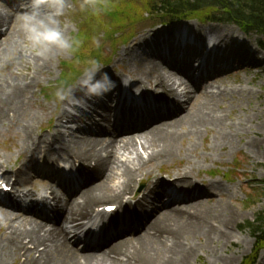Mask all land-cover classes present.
Here are the masks:
<instances>
[{"label":"bare ground","instance_id":"obj_1","mask_svg":"<svg viewBox=\"0 0 264 264\" xmlns=\"http://www.w3.org/2000/svg\"><path fill=\"white\" fill-rule=\"evenodd\" d=\"M21 2L26 3V0ZM7 9L9 1L2 0L0 28L7 26L2 37L5 38L4 46L0 48V62L3 66L9 64L11 56L14 58L20 52L19 38H22L23 43L26 42L18 20L20 12L13 10L14 13H11ZM18 10L23 9L18 7ZM188 26L192 35L200 41L214 33L212 35H216L215 42L218 43L216 48L226 51L223 55L215 56L213 66L221 62L228 63L229 56L234 54L235 59L237 53L234 52L243 49L250 57L252 73L264 65V61L258 59L257 52L253 51L250 55L249 48L241 44L234 45L237 38L229 30L207 27L209 33H204L196 24ZM174 34L170 29H158L154 34L140 32L139 37L120 52L119 61L127 66L132 65L130 71L122 73L130 74L138 83L137 92L144 103L140 108L134 105L137 103H131L127 112L119 94L122 90V77L103 69L115 87L102 101L92 98L83 101V106L74 111L64 107L61 109L51 137L43 138V151L52 163L63 160L60 159L63 155L67 156L66 160L72 167L78 163L79 178L66 181L60 179L57 183H49L39 194L29 191L24 195L26 198H34L41 197L43 193L48 194L56 203V208L48 211L54 217L51 222L34 214L29 216L26 213L22 216L17 213L21 207L16 199L21 198L23 192L18 188L20 179H12V193L2 196L8 199V204L2 205L7 208L0 206V233L3 231L0 238V264H14V261L22 257H25L23 264H194L201 256L207 257V261L201 264H236L242 250L252 244L250 236L243 237L238 232V222L246 216L233 204V189L217 180L198 181L192 176V164L179 170L172 180L153 175L148 168L153 162L174 160L181 151L179 143L185 138L190 139L185 151L195 150L197 139L208 130L216 131L210 150L238 137L246 141L247 149L258 156H264L260 141L262 138L256 134L251 116L237 117L228 123L224 114L227 107L223 104L226 93L217 90L219 88L216 86H205L207 64L200 76L203 84L195 89L193 81L184 72L185 67L169 64L167 59L163 63L162 55L159 54L162 45L170 44ZM146 50L153 55H143ZM50 55L47 58L25 56L27 61L22 77L13 72L0 76V127L16 122L21 128V154L26 161L16 167L17 172L22 171V174L26 172L25 168L31 169L34 165L30 158L42 136L37 133L36 128L40 126L37 124L44 121V116L48 114L44 113L46 110L42 113L32 112L34 104L29 95L39 81L37 74L50 71ZM254 79L252 75L251 82ZM129 91H135L131 85ZM124 96L136 100L131 95ZM184 97L188 98L187 106L182 103L181 98ZM154 104L160 105L156 106L155 111L152 110ZM48 109L51 110V107ZM99 109L103 114H97ZM114 109L120 114L115 116ZM139 117L144 121L137 124ZM64 124H77L69 141L61 130ZM248 134L255 136L244 138ZM54 142L61 144L59 150L52 148ZM22 174L18 177L21 178ZM145 174L147 177L143 181L148 186L141 199L137 200L136 182L139 175ZM117 178L122 179V182L115 186L113 183ZM74 182L80 184L82 190L73 193L70 198H62L58 191L61 189L57 185ZM171 187L177 193L172 198L168 193ZM165 196L170 200H166ZM36 201L47 203V200L40 198L32 200L29 207L32 213ZM132 201H135V205H132ZM104 203L107 204L105 206L113 205L111 203L120 205L116 212L106 215L109 218L107 225L105 221L102 223V228L108 226L117 233L108 235L112 240L99 249H93L86 243L85 250L80 251L77 248L79 239L74 242L78 237L77 232L84 228V220L91 219L96 207ZM25 212H29L28 209ZM124 212L125 215L119 221L118 218ZM122 226L125 228H121L123 232L119 233L122 230L118 228ZM109 228L99 233H112ZM87 235H93L91 230H87ZM102 237L100 235L99 240ZM257 264H264V254Z\"/></svg>","mask_w":264,"mask_h":264},{"label":"rangeland","instance_id":"obj_2","mask_svg":"<svg viewBox=\"0 0 264 264\" xmlns=\"http://www.w3.org/2000/svg\"><path fill=\"white\" fill-rule=\"evenodd\" d=\"M133 2H135L133 6L138 8L139 12L144 10V0H133ZM67 3L69 7L65 9L64 15L61 16L59 20L61 27L65 30V34L69 37L75 38L82 28L83 23L85 22L82 20V17H84L86 13L96 9V2H92V0H67ZM82 4L85 5L83 8H81ZM115 4L117 3L115 2ZM7 11L14 13L12 9H7ZM185 23H187L186 25L196 24L197 28L199 27V29H201V31L204 33H209L208 29L211 27L225 28L232 32L233 36L237 38V41L234 43V45L240 44V38L244 37L245 44H243V46L244 48H249L251 51H253V47L255 44H257V42H262L261 46L263 48L258 47V49L261 51V53L258 55V59L260 62L264 61V39L256 34L245 37V35L242 34V32L238 29V26L228 23L203 24L196 20H191L188 22H183L179 24V26H182ZM3 28L5 29L7 26H3ZM158 29L165 31L166 29L174 30L175 28L167 24H163L161 19L158 17L146 16L143 21L133 25L128 24L127 28L121 29L123 34H119L118 37L115 38V41L108 40L107 35L105 36L104 33H99L97 36H95V38L100 40V47L97 48L92 43L93 39L90 40L88 42V48L85 50L82 49L85 59H81L78 56L75 57L76 53L68 54L60 50H56L54 53H52L50 55V71L37 74L39 81L34 86L32 93L29 95L34 104V107H32V112L42 113L43 110H46L44 113H48L44 116V121H42L40 124H37L40 125L36 128L37 133H40L42 136L39 140V143H37V149L34 151L33 157L30 158L33 159L34 165L31 169L25 168L27 173L25 172L24 174H22V171H20L17 174L12 175L10 171H8L10 177L7 179H13L16 178L17 175L22 174L21 178L19 177L21 182L19 187H25L27 189L43 192L45 186L51 182V178H54V175L51 174V172L54 171L52 170L53 167L62 169L66 168L67 170L71 168L70 162L66 160L67 156H61L60 159L63 158V160L57 162V165H49L45 162L44 156H42V154L39 152L43 147V138L51 137L48 132H44V129L53 128L56 125L61 114V109L64 107L63 104L56 100L55 92L57 88L61 86V83H59L60 75L62 69H64L66 65L73 64L78 70H82L85 66V62L93 58L92 53L97 51L101 53L103 57L111 58L110 63L102 64L103 69H108L115 75L119 74L122 79H128V81L132 84V88L135 90L134 92H137V90H139V88H137L139 87L138 83L132 79L130 74L122 73V71H130L132 65L127 66L123 61H119L120 52L127 45H129L132 40L138 38L140 32L154 34ZM129 33H131L133 37L130 38L128 42H124L123 37L128 36ZM226 42H229V39H226ZM3 43L4 40H1V49L4 46ZM18 50L20 52L15 55L14 58L11 56V61L7 66H3L2 62H0V76H5L7 73L11 72H13L15 75H19L21 77L23 76V72H25L24 64L27 61L25 56L33 58L35 54L29 50L26 42H22V38H19ZM146 53L153 55L148 50H146L143 55H146ZM156 53L157 52L154 54L156 55ZM234 53H237L235 54L236 58L234 59V54L229 56V62L226 65L221 66L222 70L224 68L231 69H225L223 71L221 70L219 73H215L213 71L206 72L207 76H204L205 86L210 87L213 85V87L216 86L219 88L217 90L226 93L223 104L224 107H227L226 109L224 108V114H226L228 123H231L234 118H245L247 115H249L252 118V126L256 129V134L258 137L263 139L264 65L252 73L250 70L251 60L250 57L247 56V53H244V49ZM251 54L252 53H250V55ZM252 75L255 76L253 82H251ZM191 80L196 81V78H192ZM202 84L203 79L200 80V83L195 82L194 87L198 88V86H201ZM242 89L245 91H242ZM193 91H195V89H193ZM249 91H252V93ZM181 99L182 103L187 106L188 98L184 97ZM154 106H156V104ZM50 107L51 110L48 109ZM97 114L101 115L103 114V111L99 109ZM76 125L77 124H66L64 127H62L61 130L65 135L66 140L69 141L72 139L70 135L71 132L74 131V128L77 127ZM249 126L250 124L248 127ZM20 130L21 128L16 122L13 124L7 123L4 127H0V164H3V166L0 167V175L2 172H4L3 168L13 167L12 170L15 171V166L21 165L26 161L21 154L20 144L22 139L19 135ZM215 132L216 131L210 130L206 131V133H204L201 138L197 139V147L191 152L185 151V149H187L190 144V139L185 138L179 143V147L182 152L180 151V154L176 155L174 160L161 163L158 161L153 162L148 168L152 171L153 175L166 179L167 177L173 178V176L177 174L179 170L181 171L186 166H188V164H192L194 166L192 176L198 181L217 180L221 181L230 189H233L235 192L233 204L239 211L245 213L246 216L244 220L241 219L238 222V232L242 233L243 237L250 236V240H252V244L250 246H246L245 250H242L240 258L236 261V264H244L245 260L253 255L255 248V238L253 237L250 226L252 225L256 228H262V224H260L261 221L259 223H257V221L260 218V213L264 206V156H258L251 150L247 149L245 146L246 141L238 137H233L230 142L224 143L223 146L221 145L216 147L214 150H210L209 146H211L214 141ZM253 136L255 135L248 134L245 135L244 138H252ZM262 139L260 140L261 149H264V142H262ZM60 147L61 144L56 142L54 148L59 150ZM237 166H239V169H236ZM46 174H49L51 177H48ZM146 177V174L143 176H138V181L136 182L135 187L137 192V200L142 197L144 190L148 186V183L143 181V179ZM120 180L121 179L117 178L113 184L117 186L119 183H121L118 182ZM73 187L74 185H71V187H67L68 190H58L60 192V196L62 198L69 196L70 198L73 194ZM156 206L161 205L156 204ZM98 219L101 220L103 217L99 216ZM2 232L0 233V238ZM77 233L78 237L74 239V242H77L78 239L83 240L86 230H80ZM77 248L80 251H84L85 244L78 242ZM262 254H264V249L258 255H255V264H257ZM24 258L25 257H22L21 259L14 261V264H22ZM206 261L207 257L201 256L200 260L194 262V264H201L202 262Z\"/></svg>","mask_w":264,"mask_h":264},{"label":"trees","instance_id":"obj_3","mask_svg":"<svg viewBox=\"0 0 264 264\" xmlns=\"http://www.w3.org/2000/svg\"><path fill=\"white\" fill-rule=\"evenodd\" d=\"M95 1L96 9L87 15L76 36L82 41L76 53L87 49L88 42L103 29L112 39L118 34L119 28L143 21L146 16L158 17L163 23L171 24L193 19L201 23H229L237 25L246 34L264 38V0H144V10H140L141 12L133 6V0ZM92 56L99 60L100 55L97 53L94 52ZM68 77L69 74H65L63 81H68ZM259 222L262 228L250 226L256 240L255 249L244 264H254L255 255L264 248V206L257 223Z\"/></svg>","mask_w":264,"mask_h":264},{"label":"clouds","instance_id":"obj_4","mask_svg":"<svg viewBox=\"0 0 264 264\" xmlns=\"http://www.w3.org/2000/svg\"><path fill=\"white\" fill-rule=\"evenodd\" d=\"M18 15L20 28L29 50L37 56L47 58L56 50L71 54L81 46L79 38L69 37L61 27L59 18L69 7L67 0H26L21 3ZM85 5L82 4L81 8ZM92 43L99 48L100 40ZM115 87L103 65L97 59L85 62L82 73L71 84L61 85L55 92L56 100L68 111L83 106L82 102L92 98L102 99ZM79 94V95H78ZM118 182H122V179Z\"/></svg>","mask_w":264,"mask_h":264}]
</instances>
